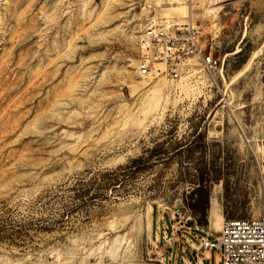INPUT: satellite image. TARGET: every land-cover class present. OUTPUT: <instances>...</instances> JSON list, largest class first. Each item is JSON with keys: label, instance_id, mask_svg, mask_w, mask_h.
<instances>
[{"label": "rangeland", "instance_id": "1", "mask_svg": "<svg viewBox=\"0 0 264 264\" xmlns=\"http://www.w3.org/2000/svg\"><path fill=\"white\" fill-rule=\"evenodd\" d=\"M191 24L214 66L138 74ZM261 140L264 0H0V264H181L201 169L221 220L264 219Z\"/></svg>", "mask_w": 264, "mask_h": 264}, {"label": "built area", "instance_id": "2", "mask_svg": "<svg viewBox=\"0 0 264 264\" xmlns=\"http://www.w3.org/2000/svg\"><path fill=\"white\" fill-rule=\"evenodd\" d=\"M191 5L192 0H179ZM223 4L240 0H214ZM139 58L137 72L140 76L167 72L176 76L185 59L199 56L202 64L210 68L216 64L212 52L206 51L200 42V33L194 26H183L173 32L148 27L138 41ZM262 156L258 161V170L264 176V140L260 141ZM194 227H188L181 248V264L188 261L187 250L194 251V264H205V253L211 247L221 249L222 264H264V219L236 218L224 219L218 232L217 242L210 240V230L200 229L194 221ZM168 229V228H167ZM164 230V233H167ZM199 230L200 232H197Z\"/></svg>", "mask_w": 264, "mask_h": 264}, {"label": "trees", "instance_id": "3", "mask_svg": "<svg viewBox=\"0 0 264 264\" xmlns=\"http://www.w3.org/2000/svg\"><path fill=\"white\" fill-rule=\"evenodd\" d=\"M201 137L203 136L201 135ZM158 146L161 147L160 145ZM158 146L156 148H158ZM142 160L143 157L134 158L131 164H137ZM209 181L208 170L205 168L201 169L197 175L195 187L186 196V204L194 213L196 222L200 226L208 225ZM213 181L218 182V177H215Z\"/></svg>", "mask_w": 264, "mask_h": 264}, {"label": "crops", "instance_id": "4", "mask_svg": "<svg viewBox=\"0 0 264 264\" xmlns=\"http://www.w3.org/2000/svg\"><path fill=\"white\" fill-rule=\"evenodd\" d=\"M221 204H220V200H219V197H218V200H217V196H216V201L214 202L213 199H212V196H210V205H209V211H208V225L207 226H204V229H209L210 230V227L212 225V222L211 220H214L217 218V220H220V223H219V227L218 229L214 230L213 232H218V230L220 229L221 225H222V222L224 219H220V216H221V213H222V208H221ZM192 225H194V220H192ZM212 233V232H210ZM188 261H190L191 264H194L195 263V258L194 260L190 257V255L188 256Z\"/></svg>", "mask_w": 264, "mask_h": 264}, {"label": "bare ground", "instance_id": "5", "mask_svg": "<svg viewBox=\"0 0 264 264\" xmlns=\"http://www.w3.org/2000/svg\"><path fill=\"white\" fill-rule=\"evenodd\" d=\"M188 15H189V13H188ZM186 16V14L184 15V17Z\"/></svg>", "mask_w": 264, "mask_h": 264}]
</instances>
